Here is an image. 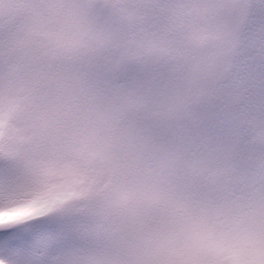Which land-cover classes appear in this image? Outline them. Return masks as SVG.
<instances>
[{
	"label": "clouds",
	"instance_id": "clouds-1",
	"mask_svg": "<svg viewBox=\"0 0 264 264\" xmlns=\"http://www.w3.org/2000/svg\"><path fill=\"white\" fill-rule=\"evenodd\" d=\"M204 2L0 0V228L65 213L96 242L38 264H264V129L243 187L233 155L190 130L239 56L234 5L190 11ZM129 65L166 74L119 82Z\"/></svg>",
	"mask_w": 264,
	"mask_h": 264
},
{
	"label": "rangeland",
	"instance_id": "rangeland-1",
	"mask_svg": "<svg viewBox=\"0 0 264 264\" xmlns=\"http://www.w3.org/2000/svg\"><path fill=\"white\" fill-rule=\"evenodd\" d=\"M230 2H232V0H230ZM252 44L257 45L259 43L253 42ZM239 61H242V58H239ZM128 67L129 66H126L123 69H127ZM258 77L260 76H255V75L253 76V79L255 80V83H254L255 93H254V96L250 99L256 105H259L261 101H264V77L257 79ZM247 87H248V84L244 87H241L240 92L242 90L247 89ZM250 107H251L250 103L248 104L246 108L244 107L247 112L246 114L247 118L249 116V113L251 112ZM237 108L241 112V107H237ZM231 128L234 130V124L232 122H231ZM261 129H264V126L261 127ZM246 138H247L246 134L242 138H239L237 134H233L232 138L228 142L229 147L226 150V151H229L233 155L234 159L236 160V164H237V167L240 173V186L241 187H243L245 183L251 182V180L254 178L253 173L255 169V162L249 159L247 156V153L249 152V146L246 143L247 141ZM55 241H58L60 243L56 247H54L55 251L63 252L65 254L78 253L82 250L90 249L96 246V242L94 241L76 239V238L69 237L66 235H61ZM37 258H38V255H30V254L26 255L25 257L22 255L15 256V255L10 254L7 250L0 248V264H5V262L6 264H38Z\"/></svg>",
	"mask_w": 264,
	"mask_h": 264
},
{
	"label": "snow or ice",
	"instance_id": "snow-or-ice-1",
	"mask_svg": "<svg viewBox=\"0 0 264 264\" xmlns=\"http://www.w3.org/2000/svg\"><path fill=\"white\" fill-rule=\"evenodd\" d=\"M224 5L216 3L215 0H206L204 3H195L191 5L190 11L192 13L198 14V15H206L209 17H213L223 9ZM161 74L165 75L166 72L163 69L159 70ZM90 134L91 135H98L99 134V129H90ZM4 235L7 237L9 236V232H5Z\"/></svg>",
	"mask_w": 264,
	"mask_h": 264
}]
</instances>
